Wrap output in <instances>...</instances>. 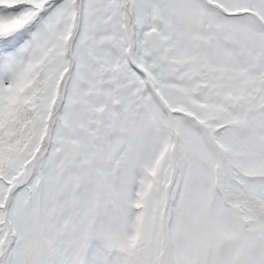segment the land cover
Wrapping results in <instances>:
<instances>
[{
  "label": "snow or ice",
  "instance_id": "1",
  "mask_svg": "<svg viewBox=\"0 0 264 264\" xmlns=\"http://www.w3.org/2000/svg\"><path fill=\"white\" fill-rule=\"evenodd\" d=\"M0 264H264V0H0Z\"/></svg>",
  "mask_w": 264,
  "mask_h": 264
}]
</instances>
